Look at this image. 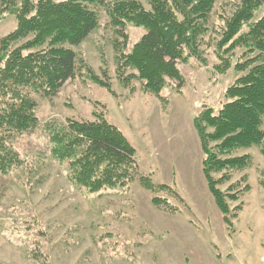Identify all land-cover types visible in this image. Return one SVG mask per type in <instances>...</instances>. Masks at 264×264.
Masks as SVG:
<instances>
[{
  "label": "rangeland",
  "instance_id": "374dc122",
  "mask_svg": "<svg viewBox=\"0 0 264 264\" xmlns=\"http://www.w3.org/2000/svg\"><path fill=\"white\" fill-rule=\"evenodd\" d=\"M110 1L91 5L98 26L71 46L78 56L75 77L55 95L31 92L39 125L14 140L23 163L0 173V264H264L260 147L237 151L235 156L251 155L252 165L219 185L225 192L232 187L229 193L240 197L228 198L237 215L230 233L203 172L204 152L194 123L204 108L217 114L227 102L226 90L243 74L235 69L242 52L229 53L231 44H221L241 0H215L201 35L200 58L178 63L181 86L169 79L159 95L145 91L144 81L133 76L136 70L123 63L146 29L113 25ZM263 14L264 8L256 18ZM16 26L15 16L5 14L0 38ZM221 57L231 61L229 69L221 70ZM96 115L135 147L140 175L170 186L185 203L150 192L139 178L128 187L99 192L76 186L67 161L52 155L45 126L95 121ZM221 176L214 174L217 180ZM155 196L167 198L180 212L160 210L152 202Z\"/></svg>",
  "mask_w": 264,
  "mask_h": 264
},
{
  "label": "trees",
  "instance_id": "16d2710c",
  "mask_svg": "<svg viewBox=\"0 0 264 264\" xmlns=\"http://www.w3.org/2000/svg\"><path fill=\"white\" fill-rule=\"evenodd\" d=\"M144 1L149 8L139 0H111L107 10L111 23L121 30L125 24L146 29L123 63L136 70L133 76L144 81L145 91L159 95L169 79L181 86L178 63L200 58L201 35L215 0ZM104 2L0 0V19L11 14L17 20L15 30L0 38V173L8 174L23 163L14 140L39 125L31 92L55 95L75 77L78 56L71 46L81 44L97 28L98 16L91 5ZM263 8L264 0L239 3L221 44H231L229 53L242 52L235 69L243 74L226 90L227 102L217 114L204 108L194 120L204 152L203 172L230 233L237 215L228 198L240 197L229 193L232 187L225 192L219 185L252 165L251 155L235 156L240 149L260 147L264 156V14L256 18ZM221 60L222 71L231 67L229 59ZM89 76L100 83L94 74ZM104 86L110 90L109 85ZM96 117L95 121L68 120L45 126L52 155L67 161L76 186L99 192L128 187L139 178L150 192H165L185 203L170 186L140 175L135 147L107 119ZM218 173L222 176L217 180L214 174ZM152 202L166 213L181 209L163 197L155 196Z\"/></svg>",
  "mask_w": 264,
  "mask_h": 264
}]
</instances>
